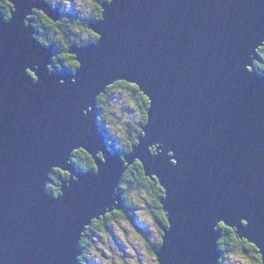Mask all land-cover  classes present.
I'll return each instance as SVG.
<instances>
[{
	"label": "water",
	"instance_id": "1",
	"mask_svg": "<svg viewBox=\"0 0 264 264\" xmlns=\"http://www.w3.org/2000/svg\"><path fill=\"white\" fill-rule=\"evenodd\" d=\"M9 2V18L0 9V264H80L88 227L124 208L119 186L136 160L165 190L160 264H219L221 223L264 264V74L255 67L264 0H104L90 24L97 40L69 49L75 71L52 69L55 48L36 36L35 10L58 21L60 8ZM120 80L150 101L126 153L110 146L96 108ZM79 149L96 170L73 162ZM54 169L69 174L58 194L48 188Z\"/></svg>",
	"mask_w": 264,
	"mask_h": 264
},
{
	"label": "trees",
	"instance_id": "2",
	"mask_svg": "<svg viewBox=\"0 0 264 264\" xmlns=\"http://www.w3.org/2000/svg\"><path fill=\"white\" fill-rule=\"evenodd\" d=\"M102 1L94 0L93 9L87 12L89 16L87 19L80 14V12L83 14V10H79V14L76 11L74 14H70L61 7V17L58 21L35 10L32 17L35 19L36 36L44 44H52L55 48L53 64L51 65L52 69L57 71L65 69L75 71L78 68L79 63L75 55L69 52V49L75 44L86 45L97 40L98 35L93 30H89V28L92 21H97L102 17ZM11 7L12 4L8 1L0 0V9L7 18L11 16ZM75 16H78L76 20ZM73 18L74 20H72ZM82 30L88 34H83ZM261 52L263 53L264 50L261 49ZM255 67L261 74H264V61H255ZM132 84L125 80L116 81L97 97L98 123L105 129L110 146L122 153L131 151L133 145L137 144L138 136L142 134L143 126L147 122V109L150 104L149 98L140 90L138 85L133 88L131 87ZM117 103H120L121 115L115 113L114 108L118 106ZM110 124L113 125V128H110ZM72 160L81 170H96V163L93 157L83 149L76 150ZM68 176L69 174L66 171L54 169L52 173L53 182L48 185L49 191L58 194L61 182ZM119 190L124 198V208L121 211L115 210L108 213L100 219H95L88 227L82 239L83 254L79 258L80 264H83L86 242L90 238L91 233L103 234L108 232L109 225L120 217L131 218L134 221L135 216L132 213L138 208L149 209L155 219L160 222L161 234H163V228L168 223L166 213L161 204V198L164 196L165 190L156 177L146 175L141 161L136 160L135 163L128 167L122 177ZM136 192L142 197V200H138V204L134 202V194ZM132 203L133 206L130 207ZM219 229L222 231V236L218 242L219 250L222 252L219 264H224L225 256L237 250L261 264V254L256 245L247 239L240 238L235 229L224 223L220 224ZM160 244L161 242L157 243V245Z\"/></svg>",
	"mask_w": 264,
	"mask_h": 264
},
{
	"label": "rangeland",
	"instance_id": "3",
	"mask_svg": "<svg viewBox=\"0 0 264 264\" xmlns=\"http://www.w3.org/2000/svg\"><path fill=\"white\" fill-rule=\"evenodd\" d=\"M45 1L51 3L54 7H59L60 10L61 7H63V10L70 14H74L75 11L78 13L79 10H83V14L81 12L80 14L86 19L89 18L87 12L91 11L94 4V0ZM38 12L48 16L43 10H38ZM77 18L78 16H75V20ZM33 20L35 23L34 18ZM72 20H74V18ZM89 30L92 29L89 28ZM82 32L83 34H88L86 31L82 30ZM261 49L264 50V45L259 49L261 56V60L259 61H264V52L262 53ZM119 106L120 103L114 108L117 115H121V109ZM109 126L110 128H113L112 124ZM139 199L142 200V197L136 192V194H134V202L138 204ZM132 206L133 203L130 207ZM132 215L135 216L134 221L131 218L125 219L120 217L113 221V224L109 225L108 232L103 234L91 233L90 238L86 242V253H84L83 264H160L157 260V255L155 254V248L159 246L157 243L162 242V228L160 222L155 219L148 208H138L132 213ZM238 251L239 250L232 251L230 254L226 255L224 264H260L258 261L251 259L245 256L244 253Z\"/></svg>",
	"mask_w": 264,
	"mask_h": 264
},
{
	"label": "snow or ice",
	"instance_id": "4",
	"mask_svg": "<svg viewBox=\"0 0 264 264\" xmlns=\"http://www.w3.org/2000/svg\"><path fill=\"white\" fill-rule=\"evenodd\" d=\"M260 45H264V43H261ZM30 67H26L25 68V72H26V75L29 77V76H34L35 74L34 73H28L26 70L27 69H29ZM248 71L249 72H252V70H251V68L250 67H248ZM32 80V79H31ZM33 81V80H32ZM34 82V81H33ZM131 87H133V88H135V87H137V85L136 84H132L131 85ZM145 99H147V97H145ZM172 163L174 164L175 163V161H172ZM242 223L244 224V225H248L249 224V221L247 220V219H244L243 221H242Z\"/></svg>",
	"mask_w": 264,
	"mask_h": 264
},
{
	"label": "bare ground",
	"instance_id": "5",
	"mask_svg": "<svg viewBox=\"0 0 264 264\" xmlns=\"http://www.w3.org/2000/svg\"><path fill=\"white\" fill-rule=\"evenodd\" d=\"M92 3V2H91ZM98 7V6H97ZM93 9V8H92ZM38 10V9H37ZM36 28V27H35ZM36 32H37V30H36ZM39 39V38H38ZM134 84V83H133ZM102 94V93H101ZM96 108H97V105H96ZM140 111V110H139ZM97 112H98V110H97ZM117 151H119V150H117ZM94 159V158H93ZM95 161V160H94Z\"/></svg>",
	"mask_w": 264,
	"mask_h": 264
},
{
	"label": "flooded vegetation",
	"instance_id": "6",
	"mask_svg": "<svg viewBox=\"0 0 264 264\" xmlns=\"http://www.w3.org/2000/svg\"><path fill=\"white\" fill-rule=\"evenodd\" d=\"M6 1H8V2H9V0H5V2H6ZM9 3H10V2H9Z\"/></svg>",
	"mask_w": 264,
	"mask_h": 264
},
{
	"label": "clouds",
	"instance_id": "7",
	"mask_svg": "<svg viewBox=\"0 0 264 264\" xmlns=\"http://www.w3.org/2000/svg\"><path fill=\"white\" fill-rule=\"evenodd\" d=\"M61 83H63V81H61Z\"/></svg>",
	"mask_w": 264,
	"mask_h": 264
}]
</instances>
